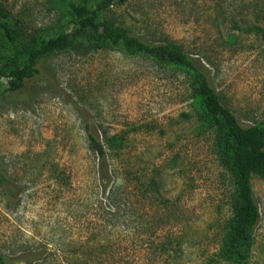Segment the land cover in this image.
<instances>
[{
  "label": "rangeland",
  "instance_id": "1",
  "mask_svg": "<svg viewBox=\"0 0 264 264\" xmlns=\"http://www.w3.org/2000/svg\"><path fill=\"white\" fill-rule=\"evenodd\" d=\"M0 6L24 42L67 26L59 0ZM102 16L198 59L238 122L264 125V0H115ZM38 70L12 94L0 80L6 264H230L219 251L231 180L214 133L200 127L189 75L117 50L59 53ZM86 126L102 143L103 133L122 138L112 161L135 189L118 190L126 200L113 212L93 176ZM150 177L159 200L139 194ZM251 186L259 221L247 264H264V182L253 176Z\"/></svg>",
  "mask_w": 264,
  "mask_h": 264
},
{
  "label": "trees",
  "instance_id": "2",
  "mask_svg": "<svg viewBox=\"0 0 264 264\" xmlns=\"http://www.w3.org/2000/svg\"><path fill=\"white\" fill-rule=\"evenodd\" d=\"M114 2L115 0H59L67 26L64 28L58 25V31L28 42L20 38L13 17L0 6V80L5 82L1 92H18L27 80L39 74V63L56 54L72 51L117 50L129 57H146L162 68L184 71L191 79L192 105L200 127L214 133L219 163L231 180L232 215L226 225V236L219 256L230 264H247L259 221L251 179L257 176L264 182V125L242 126L221 103L198 59L168 42L149 43L105 19L103 13ZM85 132L88 149L94 158L93 176L101 194L109 201V212H113L126 200L118 194V190L122 186L127 190L135 189L129 180L120 176L112 161L121 151L122 138L106 137L103 133L102 143L88 126L85 127ZM0 181H5L1 174ZM137 186L142 188L139 194L145 200H159L154 178H147ZM122 191L129 193L123 189ZM166 202L167 199H163L162 204L165 205ZM0 264H6L2 257Z\"/></svg>",
  "mask_w": 264,
  "mask_h": 264
}]
</instances>
